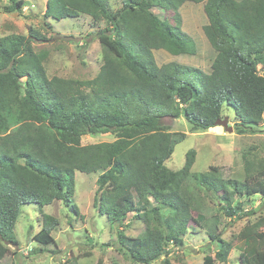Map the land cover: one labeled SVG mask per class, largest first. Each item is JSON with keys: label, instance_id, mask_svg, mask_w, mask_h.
I'll list each match as a JSON object with an SVG mask.
<instances>
[{"label": "trees", "instance_id": "1", "mask_svg": "<svg viewBox=\"0 0 264 264\" xmlns=\"http://www.w3.org/2000/svg\"><path fill=\"white\" fill-rule=\"evenodd\" d=\"M9 3L5 12H20L22 0ZM185 3L201 5L206 17V71L176 62L157 65L152 53L196 55L194 41L181 29L179 9ZM80 15L106 24L97 33L102 64L90 80L49 78L48 51L33 47L47 39L36 30L0 37V261L6 245L17 243L14 225L21 207L54 201L68 207L78 171L99 174L93 204L111 227L132 212L144 224L134 238L122 227L116 231L118 251L131 264L159 258L162 264H186L170 260L167 248H181L193 227L218 245L202 264H228L233 240L216 233L219 220L206 217L190 184L216 195L220 211L236 218L243 205L234 204L235 197H264V171L243 181L191 173L193 150L181 169L170 170L164 163L173 141L162 119L183 118L192 132L207 131L226 106L234 111L236 134L254 133L264 114V76L258 72L264 67V0H122L116 15L107 0H46L44 18ZM98 134L115 139L81 144L84 136ZM257 224L245 225L234 237L240 264H264V234L257 231L264 218ZM57 226L56 218L41 213L32 240L53 242Z\"/></svg>", "mask_w": 264, "mask_h": 264}, {"label": "rangeland", "instance_id": "2", "mask_svg": "<svg viewBox=\"0 0 264 264\" xmlns=\"http://www.w3.org/2000/svg\"><path fill=\"white\" fill-rule=\"evenodd\" d=\"M20 12H5L10 5L9 0H0V37L10 34L26 35L30 29L44 35L47 42H34L36 51H48L44 68L49 78L90 80L98 72L102 64V52L97 41V33L105 28L104 22H94L90 17L80 15L77 18L53 20L44 18L46 0H22ZM239 1V0H238ZM108 10L116 15L122 0H107ZM154 13L163 16L154 8ZM181 29L195 43L196 55L172 56L165 51H153L157 65L176 62L206 71L209 66L206 53L208 43L203 36L202 27L207 23L202 6L185 3L179 9ZM167 17L171 24L172 19ZM132 54L138 55L135 48ZM258 72L264 76V67L258 66ZM228 118V126L233 131L227 133L221 126L207 131L192 132L189 124L183 119L163 118L173 141V152L165 166L172 171L181 169L185 163V155L193 150L195 159L191 173H204L213 177L243 181L264 171V114L262 122L254 127V133L238 135L234 131V111L232 107H223L222 116ZM183 135V136H182ZM113 134L87 135L82 138V145L112 142ZM219 167L218 172L209 167ZM98 173L75 172L72 202L66 207L61 201H54L42 208L35 204L23 205L14 225L16 245H6L7 253L0 264H131L127 257L118 251L116 231L123 228L127 237L134 238L144 231L141 220L133 218V212L126 220L109 225L105 215L94 207L93 200L97 189ZM192 182V181H191ZM196 199L201 203L202 212L206 217H216L219 225L216 233L222 240H233L234 248L229 254L228 264H240L239 252L235 247L239 244L234 237L245 226L258 225L257 221L264 218V197L253 195L234 198V204L242 203V212L238 217L228 218L220 211L222 202L216 195L197 190L190 184ZM133 202V199L131 198ZM41 213L58 220V226L51 233L53 242L40 244L32 240L39 231ZM195 215V214H194ZM111 227V228H110ZM189 230L184 236L183 246L168 247L167 257L172 261H183L186 264H202L206 255L213 256L217 244L212 242L205 230ZM264 234V226L257 230ZM161 258L152 264H162Z\"/></svg>", "mask_w": 264, "mask_h": 264}, {"label": "water", "instance_id": "3", "mask_svg": "<svg viewBox=\"0 0 264 264\" xmlns=\"http://www.w3.org/2000/svg\"><path fill=\"white\" fill-rule=\"evenodd\" d=\"M215 124L216 126H221L227 133H231L233 131L232 127L228 126V118L226 117L223 119H218Z\"/></svg>", "mask_w": 264, "mask_h": 264}]
</instances>
